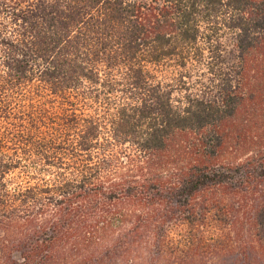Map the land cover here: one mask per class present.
<instances>
[{
  "label": "trees",
  "instance_id": "trees-1",
  "mask_svg": "<svg viewBox=\"0 0 264 264\" xmlns=\"http://www.w3.org/2000/svg\"><path fill=\"white\" fill-rule=\"evenodd\" d=\"M0 264H264V0H0Z\"/></svg>",
  "mask_w": 264,
  "mask_h": 264
}]
</instances>
